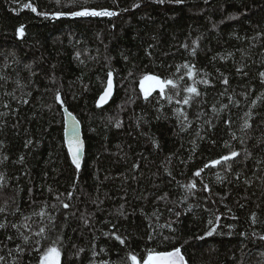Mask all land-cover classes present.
Returning a JSON list of instances; mask_svg holds the SVG:
<instances>
[{
    "label": "trees",
    "instance_id": "trees-1",
    "mask_svg": "<svg viewBox=\"0 0 264 264\" xmlns=\"http://www.w3.org/2000/svg\"><path fill=\"white\" fill-rule=\"evenodd\" d=\"M28 2L36 12L23 7ZM83 7L117 15L39 14ZM185 63L195 65L197 81H210L197 84L202 95L190 106L176 103L192 83ZM109 72L114 93L100 104ZM261 72L264 0H0V222L8 225L0 229L3 264L13 258L39 264L53 241L61 248L60 264H132L129 253L143 258L149 248L173 245H183L188 264H264ZM146 74L177 80L180 96L169 103L157 89L145 100ZM151 84L144 81L145 88ZM174 91L169 86L166 94ZM65 107L83 130L79 169L65 145ZM233 150L240 155L211 165ZM193 180L197 187L189 191L184 185ZM40 227L47 228V239L35 235ZM211 227L216 232L206 236ZM20 232L30 236L27 244ZM17 245L25 251L16 252Z\"/></svg>",
    "mask_w": 264,
    "mask_h": 264
},
{
    "label": "snow or ice",
    "instance_id": "snow-or-ice-1",
    "mask_svg": "<svg viewBox=\"0 0 264 264\" xmlns=\"http://www.w3.org/2000/svg\"><path fill=\"white\" fill-rule=\"evenodd\" d=\"M160 3H164L165 0H159ZM173 2L177 3V4H182L184 2V0H173ZM56 3L59 4L60 0H56ZM73 3H75V0H73ZM24 8H28L31 9L33 12H36L37 9L36 7L31 3H24L23 4ZM133 7H139V4H135L133 5ZM125 11H127V9H125ZM40 15H44L45 17L52 15L54 17H61V16H73V17H88V16H115L117 15V13L115 11H111L109 9H100L97 10L95 8H87V7H83L80 10H72V11H68V12H63V11H57L54 13H48V12H40ZM19 33L21 36L24 35V26L22 25L19 29ZM185 48L188 47L187 44L183 45ZM150 54V53H149ZM196 54V49L193 48L192 49V55ZM79 55V54H78ZM30 67V66H29ZM183 68L187 69V71L184 73V75L188 76L190 79H192V83L189 85H185V87L183 88V91L186 92L188 95L182 97V99H176V103L179 104H183V105H191V102L193 101V99L195 97H200L202 95V93L198 90L197 84L198 83H203V84H208L210 83L209 80L207 79H203L200 81H197L195 79L196 75H197V69L195 67V65H189L188 63H185L184 65H182ZM239 71V69H238ZM223 76V74H221ZM261 78H264V72L259 73ZM109 79L107 81V86L103 91V94L100 96L99 98V102L100 104L103 103H107V101L112 97L113 95V82L111 79L112 73L109 72L108 74ZM180 80H183V76H181L179 78ZM144 81H151L152 84L150 87L145 88L144 87ZM222 83L224 85H227L229 83V80L227 77H223ZM169 86H171V89L175 90L174 92H169L166 94V89H169ZM141 88L144 92V98L145 100L148 99V97L155 92L157 89L159 90L158 95L160 97L166 98L169 103L172 102V100L174 99V97H179L180 96V85L179 82L177 80H173L171 78H167L164 77L162 78L160 75H155V74H146L142 80H141ZM9 95H12L11 93H9ZM261 97H264V93H261V96L257 97V100L261 99ZM56 99L60 100V96L59 94H57ZM23 103L27 104L28 101L27 100H23ZM60 103L63 104V101L60 100ZM256 105V100L252 101V106L255 107ZM224 108H227V105H224ZM215 111V108H214ZM175 113L178 116H182L184 118V120H187V113L183 110V108L177 107L175 109ZM245 121L243 124V128L247 129L251 127L250 124V120L252 117V111L251 109L245 113ZM68 119L74 121V117L72 116L71 113H68ZM228 123L230 124L231 121L229 120ZM117 127H120V124L117 123L116 125ZM69 140H68V148L69 151L71 152V156H72V162L73 164H75L76 168L79 169L81 167V153L83 150V142L79 139L78 135H77V130H76V126H75V121L73 123V127L70 130L69 133ZM241 143H244L243 140L240 141ZM262 143H264V141H261ZM32 143L31 140H28L25 144V146L27 147L28 145H30ZM214 143V141H213ZM154 144H156V146L158 147V142L154 141ZM240 155L239 152L237 151H231L229 155H223L221 156L219 159H214L211 161V165L215 166V165H219L222 161L224 162H228L231 161L233 158H236ZM251 153L249 152H245V156H250ZM6 158V157H5ZM21 160H23V156H21L20 158ZM209 165H205L204 167H208ZM134 167H139V165H134ZM228 170H231L232 165L229 163L227 165ZM203 168H201L200 170H198L197 172H195V176L196 177H200L201 176V172H203ZM169 175H171V173L169 172ZM219 178V177H218ZM2 179V178H0ZM247 182V181H246ZM185 188H187L189 191H191L192 189H195L197 187L196 182L193 180L190 184L188 185H184ZM204 190H208V186L205 184L204 186ZM51 190V189H50ZM69 198L71 197V193L68 194ZM165 197H160V199H164ZM184 199H187V197L185 196ZM63 203V202H62ZM63 207L64 208H68L69 204L68 203H63ZM241 207H243V205H241ZM5 209L0 208V212H3ZM123 214V213H121ZM38 215H45V213L41 212ZM177 216L180 215V213H176ZM28 218L25 217V220H27ZM49 219L51 220L52 217L49 216ZM252 219L253 222H255L256 220V214L253 213L252 214ZM216 220H219V217H216ZM85 223H87V220H85ZM209 225H213L214 221L213 220H209L208 221ZM7 223L6 222H0V229H5L7 227ZM13 228H16L18 231L20 229V225L18 224H12L11 225ZM24 228H29V224L28 223H24L23 224ZM165 227H171V224H167L165 225ZM47 228L46 227H40L39 231H37L35 233V235L37 237H43L44 239H47L46 236H44V234L46 233ZM216 232V227H211L210 230L206 231L205 235L206 236H212L214 233ZM20 235L24 241L25 244H27L30 241V236L24 234L23 232H20ZM107 235V234H106ZM111 235L115 236V239L118 240L121 244L125 243V240L119 236L116 235L115 233H111ZM246 235V234H245ZM8 240H12L13 238L11 236L7 237ZM148 239H153V237L150 235L148 237ZM164 239H168V237H165ZM201 239H203V237H201ZM260 239L264 240V236L260 237ZM36 244L39 246L40 245V240L36 241ZM182 247L181 246H175L173 245L170 249H166V250H156V249H147V254L146 257H138L137 254L134 253H129L128 255V259L131 260L132 264H188V260L185 258L184 253L182 252ZM36 251H39V247H37L35 249ZM25 251L24 248H22L20 245L16 246V252L18 253H23ZM81 251H83V249H81ZM8 255L11 256L12 255V250L9 249L8 250ZM60 257H61V248L57 246V242L53 241L50 246L46 247L43 252L40 253V258H39V264H60ZM16 259L18 258H13L12 264H16ZM5 261V257L3 255H0V264H3V262Z\"/></svg>",
    "mask_w": 264,
    "mask_h": 264
},
{
    "label": "water",
    "instance_id": "water-1",
    "mask_svg": "<svg viewBox=\"0 0 264 264\" xmlns=\"http://www.w3.org/2000/svg\"><path fill=\"white\" fill-rule=\"evenodd\" d=\"M68 113H71L66 107L63 109V114H64V140H65V145L68 151V154L71 158L72 161V156H71V152L69 151L68 148V140H69V133L71 128L73 127V123L75 121V126H76V130H77V135L79 137V139L83 142V150L81 153V165L83 163L84 160V156H85V140H84V135H83V130H82V126L80 121L77 119V117L75 116V114L71 113L72 116L74 117V121L69 120L68 119ZM73 163V162H72ZM75 166V164H73ZM76 167V166H75Z\"/></svg>",
    "mask_w": 264,
    "mask_h": 264
},
{
    "label": "bare ground",
    "instance_id": "bare-ground-1",
    "mask_svg": "<svg viewBox=\"0 0 264 264\" xmlns=\"http://www.w3.org/2000/svg\"><path fill=\"white\" fill-rule=\"evenodd\" d=\"M114 93V92H113Z\"/></svg>",
    "mask_w": 264,
    "mask_h": 264
}]
</instances>
